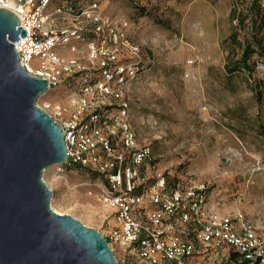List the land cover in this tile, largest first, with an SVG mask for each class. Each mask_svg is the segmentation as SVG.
Wrapping results in <instances>:
<instances>
[{"label": "built area", "instance_id": "2783aa9c", "mask_svg": "<svg viewBox=\"0 0 264 264\" xmlns=\"http://www.w3.org/2000/svg\"><path fill=\"white\" fill-rule=\"evenodd\" d=\"M109 1L0 0L25 31L13 43L19 65L47 82L36 106L64 134L66 160L53 175L94 176L87 195L98 194L101 235L117 264H264V237L240 209L220 214L203 186L154 172L152 148L129 122L128 88L146 71L133 38L138 24L105 14ZM238 1L237 41L254 37L264 49V17L250 10L256 3L264 14V0ZM54 89L65 92L62 103L40 101Z\"/></svg>", "mask_w": 264, "mask_h": 264}, {"label": "rangeland", "instance_id": "374dc122", "mask_svg": "<svg viewBox=\"0 0 264 264\" xmlns=\"http://www.w3.org/2000/svg\"><path fill=\"white\" fill-rule=\"evenodd\" d=\"M239 3L111 0L104 9L138 24L133 38L146 71L128 88L129 122L139 144L152 148L154 172L203 186L220 214L240 209L264 237V56L250 58V73L238 63ZM64 94L50 90L40 101L62 103ZM43 178L52 208L104 233L98 194L87 195L94 176L71 170L60 179L50 167Z\"/></svg>", "mask_w": 264, "mask_h": 264}, {"label": "water", "instance_id": "95a60500", "mask_svg": "<svg viewBox=\"0 0 264 264\" xmlns=\"http://www.w3.org/2000/svg\"><path fill=\"white\" fill-rule=\"evenodd\" d=\"M19 20L0 9V264H117L101 233L54 212L42 177L66 160L64 134L36 106L47 82L19 65Z\"/></svg>", "mask_w": 264, "mask_h": 264}, {"label": "trees", "instance_id": "16d2710c", "mask_svg": "<svg viewBox=\"0 0 264 264\" xmlns=\"http://www.w3.org/2000/svg\"><path fill=\"white\" fill-rule=\"evenodd\" d=\"M251 10V13H253L254 15L256 16H260V17H264V14L263 12L260 10L259 7L256 6V3L255 5H253L252 8H250ZM234 41L235 43L237 44V46L239 47L241 44L236 40L235 36H234ZM244 52L239 60V65L247 70L249 73H250V67L248 66V62L250 60V58L254 55V54H258V55H262L264 56V49L263 47L260 45V41L258 40H255V38L253 37L251 42L248 43V41L245 43V46H244Z\"/></svg>", "mask_w": 264, "mask_h": 264}, {"label": "bare ground", "instance_id": "6f19581e", "mask_svg": "<svg viewBox=\"0 0 264 264\" xmlns=\"http://www.w3.org/2000/svg\"><path fill=\"white\" fill-rule=\"evenodd\" d=\"M52 209H53L54 212L57 213V214L65 215V213H63V212H61V211H58V210H56L55 208H52Z\"/></svg>", "mask_w": 264, "mask_h": 264}]
</instances>
